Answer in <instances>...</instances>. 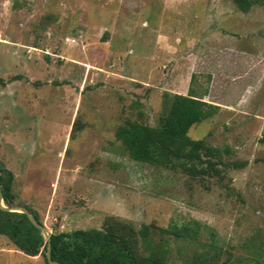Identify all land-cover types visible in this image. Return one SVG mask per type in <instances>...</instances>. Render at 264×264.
I'll list each match as a JSON object with an SVG mask.
<instances>
[{
	"label": "rangeland",
	"instance_id": "374dc122",
	"mask_svg": "<svg viewBox=\"0 0 264 264\" xmlns=\"http://www.w3.org/2000/svg\"><path fill=\"white\" fill-rule=\"evenodd\" d=\"M191 88L221 107L189 136L245 163L222 181L137 162L115 137L126 119L157 126L164 92ZM0 165L50 232L108 215L191 226L194 241L165 235L173 264H264V8L0 0ZM44 261L0 234V264Z\"/></svg>",
	"mask_w": 264,
	"mask_h": 264
},
{
	"label": "trees",
	"instance_id": "16d2710c",
	"mask_svg": "<svg viewBox=\"0 0 264 264\" xmlns=\"http://www.w3.org/2000/svg\"><path fill=\"white\" fill-rule=\"evenodd\" d=\"M233 1L242 12L255 6L264 8V0ZM163 97L157 126L126 119L116 128L115 137L131 159L178 170L192 178H218L221 181L230 168L244 166L242 161L225 159L231 151L230 146L220 148L188 134L192 126L217 114L221 106L205 100L193 88L188 94L165 91ZM13 182L14 173L0 165L4 204L29 209L17 202ZM29 210L42 223L37 213ZM0 234L6 235L27 255L43 254L44 264H51L47 258L48 241L27 214L4 210L0 206ZM153 234L160 236L156 238ZM165 235L194 241L197 230L191 226L175 230L155 224H143L137 229L128 221L108 215L100 228L51 232V256L53 261L61 264H173L169 260L170 239ZM209 259L208 264H211L213 258Z\"/></svg>",
	"mask_w": 264,
	"mask_h": 264
},
{
	"label": "water",
	"instance_id": "95a60500",
	"mask_svg": "<svg viewBox=\"0 0 264 264\" xmlns=\"http://www.w3.org/2000/svg\"><path fill=\"white\" fill-rule=\"evenodd\" d=\"M0 206L4 209V210H8V211H19V212H23L25 214H27V216L29 217V219L31 220V222L37 227L39 228L43 235L45 236V238L48 241V247H47V258L49 260V262L51 264H61L59 262L53 261L52 260V256H51V232L47 229V227L41 223L40 221H38L35 216L33 215V213L25 206H20V205H15V206H7L4 204V199H3V193H2V189H1V184H0Z\"/></svg>",
	"mask_w": 264,
	"mask_h": 264
}]
</instances>
